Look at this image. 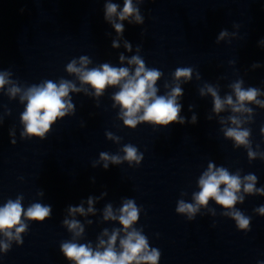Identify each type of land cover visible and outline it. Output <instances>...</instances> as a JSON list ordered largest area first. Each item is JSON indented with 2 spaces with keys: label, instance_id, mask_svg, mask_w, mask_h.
Returning a JSON list of instances; mask_svg holds the SVG:
<instances>
[{
  "label": "clouds",
  "instance_id": "clouds-1",
  "mask_svg": "<svg viewBox=\"0 0 264 264\" xmlns=\"http://www.w3.org/2000/svg\"><path fill=\"white\" fill-rule=\"evenodd\" d=\"M116 13L117 5L108 4L106 6V19L111 18ZM134 13H137V22H142L141 17L138 15V10L132 5V0H125L123 11L119 13V19L122 21ZM113 26L117 33L123 32V24L115 23ZM117 46L114 42L113 47ZM123 59L124 57L121 56V60ZM88 62L87 57H81L82 65H86ZM129 63L137 66L133 75H130L128 68L111 67L107 63L100 68L86 70L83 67H76L75 61H73L68 64L67 70L70 73L77 74L83 83L89 84L94 88L96 95L102 94L108 86L119 85L120 91L114 95V99L123 109L125 125L135 128L140 122H150L164 126L174 122L183 123V120L179 118L180 105L176 102V98L182 94L181 88H173L168 96H157L156 82L161 75L160 71L146 69L144 62L136 56ZM191 71L190 68H178L175 76L177 79L190 78ZM5 83L4 76L0 75V87H3ZM235 90L241 106L244 101H253L257 95L256 89L249 88L245 91L240 88L239 84L235 85ZM11 91L14 94L19 89L13 88ZM70 91H77V89L72 83L63 80L59 85L52 81H47L41 86L29 88L25 97H22V99H27V106L21 117L25 124V133L29 136L36 135L43 139L44 134L50 129L55 120L58 117H64L67 111L73 107L69 101L65 100ZM209 92L214 97L216 111L222 110L224 103L233 104L231 97H228L225 102L221 101L211 88H209ZM234 110L239 111L240 109L234 108ZM141 112L143 114L138 115ZM248 134L247 131L231 128L226 132V135L234 138L238 144L246 143ZM124 151L126 153L125 159L129 161L136 160L139 163L142 158L137 156V149L131 145L126 146ZM249 155L251 156L252 154L249 153ZM101 157L108 159L105 153H102ZM118 159L115 156L111 157L113 163L118 162ZM213 168L214 166L209 164L208 170L200 177V191L194 198L199 205L206 206L208 201L213 199L221 207L232 208L238 199L236 192L241 188V179L239 176L230 175L223 167L216 170H213ZM245 179L255 181L256 177L249 175ZM221 185H224L223 189H221ZM244 190L252 192L254 184H245ZM91 203L92 201L89 200L90 205ZM71 211H78L83 214V208H74ZM89 211H92V209L89 208ZM176 211L194 213L196 208L192 204H186L181 201ZM259 211L264 213V208H260ZM50 212L51 208L49 206L40 203L33 204L25 212L20 199L16 201L9 200L3 207H0V232L11 236V229L15 228L16 233L19 234L25 229V226L21 224L22 216L42 221L49 216ZM120 213L118 219L126 232L125 238L120 240V251H117L115 247L118 232L114 231L106 246L105 242L101 240L100 244L103 247V251L93 250L85 244L64 243L61 246L63 254L69 260L74 261L75 264H157L160 259V252L155 248L149 250L148 241L140 232L136 230L128 231L138 219V209L134 202L131 200L126 202ZM116 218L109 206L105 213V219ZM233 219L237 222L239 228H248L249 219L239 210L233 213ZM65 223L70 230H76L79 227L76 221H65ZM17 225L21 226L17 227ZM82 231L83 229L80 228L77 235ZM18 242L22 243V241ZM7 247V245H4L5 250H7Z\"/></svg>",
  "mask_w": 264,
  "mask_h": 264
}]
</instances>
